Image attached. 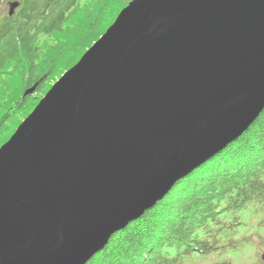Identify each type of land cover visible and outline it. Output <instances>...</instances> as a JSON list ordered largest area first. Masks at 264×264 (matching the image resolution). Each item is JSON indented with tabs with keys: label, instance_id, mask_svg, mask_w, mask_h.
Instances as JSON below:
<instances>
[{
	"label": "water",
	"instance_id": "obj_1",
	"mask_svg": "<svg viewBox=\"0 0 264 264\" xmlns=\"http://www.w3.org/2000/svg\"><path fill=\"white\" fill-rule=\"evenodd\" d=\"M263 112L264 0L131 1L0 148V264H86Z\"/></svg>",
	"mask_w": 264,
	"mask_h": 264
},
{
	"label": "trees",
	"instance_id": "obj_2",
	"mask_svg": "<svg viewBox=\"0 0 264 264\" xmlns=\"http://www.w3.org/2000/svg\"><path fill=\"white\" fill-rule=\"evenodd\" d=\"M131 1L18 0L13 18L0 11V148ZM255 245L253 264H264V112L86 264H188L196 254L235 264Z\"/></svg>",
	"mask_w": 264,
	"mask_h": 264
},
{
	"label": "rangeland",
	"instance_id": "obj_3",
	"mask_svg": "<svg viewBox=\"0 0 264 264\" xmlns=\"http://www.w3.org/2000/svg\"><path fill=\"white\" fill-rule=\"evenodd\" d=\"M86 2L88 3L87 5L88 6H91V2H92V0H86ZM94 2H96V0H94ZM93 2V3H94ZM1 5H0V11L3 13V9H6V6L3 4V3H0ZM89 10H91V11H95V10H92V9H89ZM5 11V10H4ZM122 12V11H121ZM120 12V13H121ZM56 83V82H55ZM54 83V84H55ZM53 84V85H54ZM53 87V86H52ZM32 94H34V93H32ZM37 96H40V94L39 95H37ZM30 116V115H29ZM28 116V117H29ZM27 117V118H28ZM26 118V119H27ZM18 119H23L22 117L21 118H18ZM24 120H25V118H24ZM23 120V121H24ZM22 124V123H21ZM20 124V125H21ZM12 126H15V124H10L9 125V129H8V131H7V134H9L10 132H11V127ZM17 131V130H16ZM15 131V132H16ZM15 134V133H14ZM13 134V135H14ZM12 135V136H13ZM136 221V220H135ZM259 247L258 246H256L255 245V248L253 247V248H249V249H247L246 250V252H245V254L243 253V254H240V255H236L235 256V258L233 259V261H234V263L235 264H253V262L254 261H256V259H254V258H251V257H253V254H254V249H258ZM232 256V255H231ZM226 257H230V255L229 256H227V254H226ZM224 258L225 257H222V256H219L218 254H210V255H199V254H196V255H194V256H192L190 259H189V262H188V264H216V263H218V262H222L223 260H224Z\"/></svg>",
	"mask_w": 264,
	"mask_h": 264
},
{
	"label": "flooded vegetation",
	"instance_id": "obj_4",
	"mask_svg": "<svg viewBox=\"0 0 264 264\" xmlns=\"http://www.w3.org/2000/svg\"><path fill=\"white\" fill-rule=\"evenodd\" d=\"M15 1H18V0H0V3H3L5 6H6V9H3V15L5 16L6 15V13L8 12V14H9V11H10V3L11 2H15ZM1 5V4H0ZM1 9V8H0ZM19 9V8H18ZM17 9V10H18ZM5 10V11H4ZM17 10H16V12H17ZM10 17V16H9ZM10 18H13V16L12 17H10Z\"/></svg>",
	"mask_w": 264,
	"mask_h": 264
},
{
	"label": "bare ground",
	"instance_id": "obj_5",
	"mask_svg": "<svg viewBox=\"0 0 264 264\" xmlns=\"http://www.w3.org/2000/svg\"><path fill=\"white\" fill-rule=\"evenodd\" d=\"M95 43H96V42H95ZM95 43H94V44H95ZM94 44H93V45H94ZM93 45H92V46H93ZM92 46H91V48H92ZM91 48H90V49H91ZM90 49H88V51H89ZM88 51H86V53H87ZM86 53H85V54H86ZM83 56H84V55H83ZM58 81H59V80H58ZM58 81H57V82H58ZM155 206H156V205H155ZM155 206H154V207H155ZM150 209H152V208H150ZM150 209L145 210V212L148 211V210H150ZM145 212H144V213H145Z\"/></svg>",
	"mask_w": 264,
	"mask_h": 264
}]
</instances>
